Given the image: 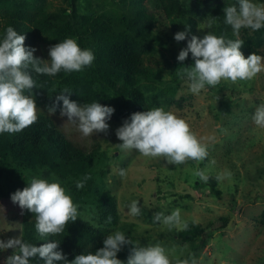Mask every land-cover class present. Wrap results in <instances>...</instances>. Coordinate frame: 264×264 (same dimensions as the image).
Instances as JSON below:
<instances>
[{
  "label": "trees",
  "instance_id": "obj_1",
  "mask_svg": "<svg viewBox=\"0 0 264 264\" xmlns=\"http://www.w3.org/2000/svg\"><path fill=\"white\" fill-rule=\"evenodd\" d=\"M111 1L117 3L118 11L110 16L107 13L82 12L76 5L49 9L44 2L0 0V38L6 27L11 25L18 34L25 35L26 47L36 49L35 57L50 59L49 47L67 37L76 38L82 49H91L95 55L91 66L79 72L66 73L62 70L55 76H48L30 69L36 81L31 95L37 104L38 120L21 132L0 133V209L4 215H9L18 223L14 235L3 238L0 233V240L22 236L26 242L36 246L55 240L60 242L58 250L65 254L68 261L78 254L94 253L103 247V240L113 233L106 226L118 223L119 213L115 194L96 188L97 174L107 175V170L103 167L112 157L109 151L113 137L105 134L95 137L90 143L72 138L60 123L63 102L57 103L56 96L68 89L71 92L65 95L77 103L98 101L102 105L113 107L115 111L110 119L121 122L133 112L181 105L183 99V96H175L181 86L180 77L174 78L169 86H164L160 79L156 81L161 70L146 62L155 52V48L148 46V42L152 40V31L163 21H158L155 8L143 4V0ZM153 3L162 13V18L175 29V33L185 31V25L190 26L185 40L180 41L179 46H173L175 49L171 52L177 70L194 65L191 53L182 62L183 65L177 60L179 51L187 47L192 35L202 38L208 31L218 36L224 35L228 39L236 38L231 26L225 23L223 9L238 3V0H154ZM250 31L251 29L243 28L240 32V38L244 41L241 51L245 58L253 52L264 55V51L261 52L264 28L253 31L252 35ZM250 82L254 84L252 80ZM222 83L226 85L223 87ZM222 83L207 87L214 94L227 88L231 93L224 95L235 101L234 97L239 98L240 86L248 82ZM53 104H56V111L49 114L48 108ZM40 169L49 173V180L59 178L74 203L92 200L98 210V221L105 226H93L78 217L75 222H69L65 231L59 235L39 236L35 229V215L26 209L21 214L19 205L11 200V194L28 186L27 181L32 176L38 177ZM85 175H90L91 178L83 188L78 189L76 182ZM208 177L211 192L219 195L217 179L210 175ZM196 183L199 186L207 184L199 177ZM179 196L193 197L190 193ZM187 223V230L177 232L175 239L183 244H191V253L196 256L210 241L212 234L208 228L213 221H207L206 224L192 221ZM125 224L131 227L128 222ZM126 230L130 231V228ZM132 247L129 244V249ZM13 251H0V264H4L6 257ZM30 264H44V261L37 257L30 260ZM55 264H64V261H57Z\"/></svg>",
  "mask_w": 264,
  "mask_h": 264
},
{
  "label": "rangeland",
  "instance_id": "obj_2",
  "mask_svg": "<svg viewBox=\"0 0 264 264\" xmlns=\"http://www.w3.org/2000/svg\"><path fill=\"white\" fill-rule=\"evenodd\" d=\"M31 1L44 2L49 9L76 5L82 12L107 13L110 16L118 11L117 3L111 0ZM153 1L143 0V4L154 7L158 21H163L152 31L148 46L155 48V52L146 62L161 70L156 81L160 79L164 86H169L174 78L179 77L171 52L175 49L173 46H179L180 41L174 39L175 29L162 18V13ZM253 2L264 4V0ZM233 5L238 7V3L230 6ZM250 34H253V30ZM262 39L264 41V33ZM180 80L181 86L175 96H183L181 105L173 104L164 109L185 119L192 131L209 144V155L202 162L188 161L183 165H174L168 164L163 157H144L136 150L122 151L116 145L122 141L117 138L115 130L123 122L109 119L107 133L85 137L75 124L67 121V116H60L61 125L74 139L90 143L95 137L105 134L113 137L109 151L112 157L103 167L107 175L98 173L96 181L98 190L116 196L119 221L106 227L112 232L122 231L142 246L160 243L170 257L183 259L193 252L192 245L176 241L175 235L180 231L177 228L169 230L162 222L154 220L157 213L166 216L179 209L182 220L186 222L206 224L207 221H213L208 228L212 234L209 243L195 256L200 264H263L264 128L256 126L252 117L256 107L264 103V71L252 79L253 85L245 81L248 83L240 86L239 98L234 97L235 101L224 95L231 93L227 88L214 94L206 86L199 94H193L187 79ZM222 84L223 87L226 85ZM200 164L206 175L215 178L225 170L231 172V178L216 181L219 195L211 192L209 182H205L207 184L204 186L196 183L198 177L194 176V171L200 169ZM120 169L126 170L124 177L118 174ZM38 177L49 178L50 175L40 169ZM183 193H190L193 197L181 198L179 194ZM133 200H138L141 207L139 216L129 214L128 205ZM75 204L78 205L81 220L93 226H105L99 223L98 210L92 200ZM125 227L130 228V231ZM17 228L16 220L4 215L0 209V233L3 238L14 235ZM127 249L129 245L123 246L120 251L125 254L117 253V258L124 264H127L131 252V248L125 252Z\"/></svg>",
  "mask_w": 264,
  "mask_h": 264
},
{
  "label": "clouds",
  "instance_id": "obj_3",
  "mask_svg": "<svg viewBox=\"0 0 264 264\" xmlns=\"http://www.w3.org/2000/svg\"><path fill=\"white\" fill-rule=\"evenodd\" d=\"M223 13L225 23L231 26L235 39L208 31L202 38L192 35L187 47L182 48L177 56L181 65L189 53L194 60V65L176 69L180 79H187L189 90L193 94H199L206 86L215 87L222 81H251L264 71V56L253 52L245 58L241 51L244 41L240 38L243 28L253 31L264 28V4L254 3L253 0H238V7H224ZM185 29L174 34L177 42L185 40L190 26L185 25ZM25 39V35L18 34L11 25L6 27L3 37L0 38V133L21 132L38 120L37 104L31 95L36 81L31 71L48 76H55L62 70L66 73L79 72L91 66L95 60L93 51L82 49L74 37H67L51 45L48 50L50 59L47 60L35 57L36 49L26 47ZM70 92L64 89L56 96L57 103L63 102L60 115L67 116V121L75 124L85 137L100 132L107 133V121L114 113V108L98 101L77 103L65 95ZM55 111L56 104L48 108L49 114ZM252 119L256 126L264 128V103L256 107ZM115 134L122 141L116 144L122 151L136 150L144 157H163L168 164L202 162L209 155V144L192 131L190 124L163 107L133 112L115 130ZM118 174L124 177L126 170L120 169ZM231 175V172L225 170L218 173L216 179L222 181L231 178ZM194 176L203 182L209 180L208 175L199 168L194 171ZM90 178V175H85L76 182V187L83 188ZM27 184L22 190L17 189L12 193L11 200L19 205L21 214L26 209L35 215V229L39 236L59 235L65 231L69 222L77 220L78 205L73 202L71 194L62 186L59 178L49 180L32 176ZM128 211L131 216L140 215L138 200L131 201ZM154 220L162 222L169 230L188 228V223L182 220L179 209L166 216L157 213ZM59 243L48 240L36 246L26 242L22 236L10 237L6 241L0 240V251L14 250L6 257L4 264H30V260L37 257L44 264H55L57 261H64V264H124L117 258V253L123 246L131 244L133 247L127 264H200L193 253L183 259L173 258L160 243L142 246L120 230L107 235L103 240V247L94 253L78 254L71 261L58 250Z\"/></svg>",
  "mask_w": 264,
  "mask_h": 264
}]
</instances>
